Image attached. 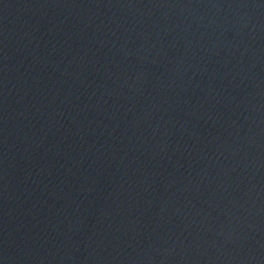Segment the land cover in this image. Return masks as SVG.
<instances>
[{
  "label": "water",
  "instance_id": "1",
  "mask_svg": "<svg viewBox=\"0 0 264 264\" xmlns=\"http://www.w3.org/2000/svg\"><path fill=\"white\" fill-rule=\"evenodd\" d=\"M0 264H264V0H0Z\"/></svg>",
  "mask_w": 264,
  "mask_h": 264
}]
</instances>
